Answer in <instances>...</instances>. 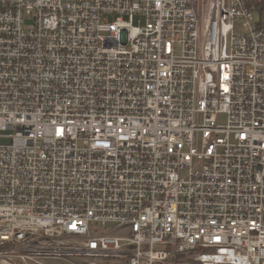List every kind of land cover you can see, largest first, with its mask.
Instances as JSON below:
<instances>
[{
	"label": "built area",
	"instance_id": "built-area-1",
	"mask_svg": "<svg viewBox=\"0 0 264 264\" xmlns=\"http://www.w3.org/2000/svg\"><path fill=\"white\" fill-rule=\"evenodd\" d=\"M260 1L0 0V264H264Z\"/></svg>",
	"mask_w": 264,
	"mask_h": 264
},
{
	"label": "rangeland",
	"instance_id": "rangeland-1",
	"mask_svg": "<svg viewBox=\"0 0 264 264\" xmlns=\"http://www.w3.org/2000/svg\"><path fill=\"white\" fill-rule=\"evenodd\" d=\"M226 122V116L225 115H222L221 118H220V123H225ZM53 264H57L56 262H53Z\"/></svg>",
	"mask_w": 264,
	"mask_h": 264
},
{
	"label": "trees",
	"instance_id": "trees-1",
	"mask_svg": "<svg viewBox=\"0 0 264 264\" xmlns=\"http://www.w3.org/2000/svg\"><path fill=\"white\" fill-rule=\"evenodd\" d=\"M263 2H264V0H261L258 5L260 6Z\"/></svg>",
	"mask_w": 264,
	"mask_h": 264
}]
</instances>
